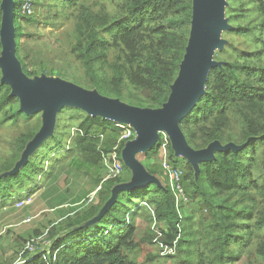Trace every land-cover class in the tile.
I'll use <instances>...</instances> for the list:
<instances>
[{
    "label": "trees",
    "instance_id": "obj_1",
    "mask_svg": "<svg viewBox=\"0 0 264 264\" xmlns=\"http://www.w3.org/2000/svg\"><path fill=\"white\" fill-rule=\"evenodd\" d=\"M44 1H48L44 6L61 14V25L73 24L69 52L84 69L83 85L139 108L158 109L168 101L186 54L193 0ZM32 3L41 5L40 0ZM1 4L2 0L0 28ZM21 4L22 0H14L15 55L29 78L38 75L30 67L42 62L27 49L33 35L23 32L20 22H39L41 14H23ZM224 16L230 28L222 32L223 47L214 50L217 64L208 70L203 93L179 126L193 150L212 142L225 148L214 149L211 158L199 160L195 168L186 158L179 163L168 146L170 163L184 165L181 184L187 200L178 199L164 170L156 164L147 169L156 181L132 190L118 189L109 205L114 187L123 181L120 176L107 179L95 202L76 212L63 230L52 229L47 251L24 255L21 264H141L130 259L137 214H144L150 224L165 225L152 241L155 239L159 255L177 257V264H234L244 252L249 259L258 254L261 259L255 264H264V0H226ZM110 51L115 52L111 60ZM97 64L104 67L102 75ZM41 69L52 73L45 66ZM2 77L0 69V125L19 127L24 120L29 126L36 113L21 110L19 98L12 95ZM125 90L132 98L124 95ZM12 105H17L14 112L9 109ZM60 110L64 115L59 120H66L63 129L57 124L60 130L56 128L54 135L39 143L21 168L0 167V203L14 204L18 189L43 172L50 153L57 152L51 160L58 157L74 166L88 162L100 174L104 156L121 135L116 121L75 106ZM66 127L71 142L62 145ZM39 131L40 127L32 126L20 132L15 140L18 151L23 152ZM161 145L159 138L147 152H138L137 159L156 154ZM123 147L121 144L120 150ZM124 169L130 178L132 171ZM132 194L139 197L133 206ZM195 208L203 221L196 232L186 236Z\"/></svg>",
    "mask_w": 264,
    "mask_h": 264
},
{
    "label": "rangeland",
    "instance_id": "obj_2",
    "mask_svg": "<svg viewBox=\"0 0 264 264\" xmlns=\"http://www.w3.org/2000/svg\"><path fill=\"white\" fill-rule=\"evenodd\" d=\"M40 1L41 5H34L31 2L32 14L34 12L41 14L39 15V22L32 24H28L22 20L20 22L22 31L33 35L27 41V49H32L34 59L41 60L42 62L30 67L31 70L34 68L38 70L37 76L28 78L30 83L35 86V84H37L36 82L41 78H48L50 80H60L73 83L85 89L95 90L83 85L85 80L84 69L81 68L80 64L73 59L69 52L70 43L73 41V37L70 35L73 32V24L68 23L61 25L64 21L61 14L59 15L55 8H52L51 10L49 6H44L48 3V1ZM46 16L48 20L46 23H43L42 20H44ZM223 18L230 28V25L224 15ZM52 19L56 21L55 25ZM227 29H222L219 34V39L223 41V45L226 40L223 38L224 36L222 37V32ZM227 40L230 39L227 38ZM114 53L115 52L113 51L109 52L110 60L113 58ZM211 58L214 63L217 62L214 59L213 54ZM42 66H45L47 70L52 71V73L43 72L41 69ZM97 69L100 75L104 73V67L101 64H97ZM105 70L108 72L107 67ZM130 92L136 94V91L133 88L130 89ZM123 93L127 98H132L133 96L129 95V90H125ZM122 102L128 104L126 101ZM19 106L21 107L20 101ZM16 108L17 105H12L9 109H12V112H14ZM34 113H36V115L33 116L29 124L30 127L25 126L26 124L23 122L24 120L21 121V126L19 127H14L11 123H4L0 125V167L8 166L6 169H9V166H13L15 170L21 168L22 164L26 163L28 159L31 158L34 149L39 145V143H42L48 137L55 134L57 124L59 125V128L62 129L63 125H65L66 120L64 117L59 120V117L64 115V111L57 110L54 115L53 126L50 133L32 149L26 148L23 152H19L15 145V140L18 134L23 131L27 132L32 126L40 127V131L44 127V110ZM114 121H116V123L119 122L117 120ZM129 125L133 128L132 131L134 135L132 133L131 137L124 142L120 139V135L118 142L114 147L117 149L113 148V151L104 156L100 167V174L97 173L95 165L90 166L88 162L86 166H74L71 163L68 164L61 162V159L59 160L58 157L51 160V157L57 152L50 153L42 166L43 172L39 176L31 178L33 181H30L26 187L18 189L20 190L18 196H15V200L17 201L14 202V204L0 203V262L3 264H21L26 257H23L24 255L29 256L35 252H42L44 250L47 251L49 243L53 240L49 234L52 229L56 228V230H63L66 223L75 216L76 212L87 208L91 203L96 201L99 188L102 183L107 180L105 177L109 176L108 166L110 164H108L107 161L109 160V156H112L114 151L116 152V158L120 165V181H123L117 185L119 186L132 182L131 180L134 179V174H131L129 178L128 174L125 172L126 169L124 168H127L128 166L122 153L126 145L137 139L139 135L135 131L134 127L131 124ZM119 129L122 134V129ZM68 131L70 132V129L69 127H66L62 136V145L65 144L66 141V144L71 142V138L68 137ZM120 132L118 131L117 133L119 134ZM168 141L169 145H171L169 137ZM121 144H123L124 147L120 150ZM28 146L29 144L26 147ZM207 147L202 150H206ZM220 148H224V146L220 145ZM149 149L150 148H145L139 152L145 153ZM173 151L175 158L179 160V163H181V160H185L186 157L182 153L175 151L174 148ZM136 154H134V158L137 161L139 160V164L150 176L152 175L147 171V169L151 165L156 164L162 168V148L158 149L157 153L151 156L140 155L139 159H137ZM57 155L58 154H56V156ZM32 158H36V156H33ZM167 159L170 161L168 155ZM125 165L126 167H124ZM177 167L183 170L184 165ZM85 170H90L91 173H86ZM130 170L134 173L132 168H130ZM119 176L115 178L108 177V179L114 180ZM153 178V181H156L155 177ZM19 197L21 198L18 199ZM131 198L132 200L130 205L133 206L137 203L139 197L132 194ZM151 207L153 208V206ZM193 211L195 213L193 215L194 220L193 222H189L187 224V229L185 231L186 236H188V232H196L201 226V221H203L199 210L197 211L195 208ZM188 213H191L190 209L188 210ZM135 225L136 228L132 238V242L135 244V247L130 254L131 260L137 261L141 264H177V257L167 258L159 255L158 248L155 245V239L152 241L153 236L158 233L159 230L165 228L164 224H150L146 220L144 214H137ZM181 238H184L183 234ZM29 245H33L32 251H30L28 247ZM245 249L246 248H244L243 251H245ZM252 250L254 251V244L252 246ZM190 253H193V246L190 247ZM260 259L261 257L258 254H256V256L254 254V258L249 259L247 254L244 252L240 260L237 261V263L234 262V264H255Z\"/></svg>",
    "mask_w": 264,
    "mask_h": 264
},
{
    "label": "water",
    "instance_id": "obj_3",
    "mask_svg": "<svg viewBox=\"0 0 264 264\" xmlns=\"http://www.w3.org/2000/svg\"><path fill=\"white\" fill-rule=\"evenodd\" d=\"M224 6L225 0H193L186 54L180 64L179 74L171 86L168 101L158 109H148L128 105L119 99L106 97L97 90L85 89L65 81L41 78L33 86L15 55L14 0H2V81L9 84L12 95L19 98L21 110L27 113L45 112L44 127L27 149L35 147L50 133L54 115L63 106H75L92 115L131 124L139 136L126 145L122 155L127 166L132 168L134 179L129 184L115 186L108 205L115 199L118 189L140 187L154 180L134 158V154L151 148L161 132L168 135L172 148L182 153L195 168L199 160L210 159L214 149H224L225 147L220 148L218 142H212L206 150H193L186 143L179 126L180 120L203 93L208 70L217 64L211 57L214 49L223 45V41L219 39L220 31L229 28L223 20Z\"/></svg>",
    "mask_w": 264,
    "mask_h": 264
},
{
    "label": "built area",
    "instance_id": "obj_4",
    "mask_svg": "<svg viewBox=\"0 0 264 264\" xmlns=\"http://www.w3.org/2000/svg\"><path fill=\"white\" fill-rule=\"evenodd\" d=\"M31 2H32V0H22L21 12L23 14H32ZM116 126L121 128L123 131L121 134V137H120V139L122 141H126L131 137V135L133 133V131H132L133 128L128 123L117 122ZM133 135H134V133H133ZM159 138H161V140H162L161 148H162L163 158H162L161 166H162L165 174L168 177L169 184H170L171 188L177 193L178 199H181L182 201L185 202L187 200V197L184 195V191H183L182 184H181V178H182V175L184 172L179 167L174 166L172 163H170V161L167 159V155H169V153H168V145H169L168 135L165 132H161ZM114 149H117V148H114ZM105 160H106V158H105ZM107 163L110 164L108 166V168H109V171H108L109 176L108 177L115 178V177L119 176L121 173L120 172V165H119V162L117 161L115 151L113 152L112 156H109V160L107 161ZM108 177H105V179H108ZM178 201H180V200H178ZM28 247H29L30 251L33 250V245H29Z\"/></svg>",
    "mask_w": 264,
    "mask_h": 264
}]
</instances>
